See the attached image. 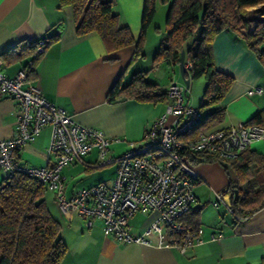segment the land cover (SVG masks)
Here are the masks:
<instances>
[{
	"label": "crops",
	"instance_id": "obj_1",
	"mask_svg": "<svg viewBox=\"0 0 264 264\" xmlns=\"http://www.w3.org/2000/svg\"><path fill=\"white\" fill-rule=\"evenodd\" d=\"M112 1V11L117 14L120 25L128 26L137 40L144 0ZM164 5L168 4L156 3L154 19L146 33L144 55L134 56L135 43L109 51L96 33L78 35L71 6H60L59 0H0V68L7 77H14L33 56L34 50H29L27 43L51 35V31L58 28L60 33L51 38L35 64L34 83L47 100L63 108L75 120L103 130L110 138V155L118 156L130 142L141 141L144 131L163 114L167 99L109 101L110 88L120 78L126 83L133 73L142 70L148 71L146 78L161 88L171 80L184 84L179 65L153 63L165 34L168 6ZM154 27L159 28L158 33ZM212 48L216 68L235 80L217 105L223 110L221 120L202 131L246 122L264 110V91L247 93L253 86L264 88V65L230 31L218 33ZM195 84L199 91L196 103L191 106L199 107L206 81L203 77L190 80V86ZM186 100L190 102V92ZM17 109L15 100L0 95L1 139L13 135ZM202 111L205 115L206 109ZM50 136L51 128L45 126L33 141L16 151V161L22 165H44ZM249 149L264 155V139L254 140ZM96 157V151H92L83 157V162L63 168L66 196L80 188L111 181L115 164H111L110 175L101 180L102 171L97 169L102 166L93 165ZM53 160L51 156L50 161ZM192 165L199 175L193 188L197 202L184 221L203 228L205 242L202 245L182 254L176 248L156 245L155 238L152 244L117 243L104 236L100 220L86 221L74 211H60L53 193L47 190L46 202L61 224V239L67 247L61 264H264V206L236 221L224 207L210 208L207 204H213L216 194L226 188L228 177L218 162H192ZM4 178L5 173L0 170V182ZM155 217L156 213L149 216L136 213L129 222L130 232L141 234L143 227ZM212 233L218 235L214 240H210Z\"/></svg>",
	"mask_w": 264,
	"mask_h": 264
},
{
	"label": "built area",
	"instance_id": "obj_2",
	"mask_svg": "<svg viewBox=\"0 0 264 264\" xmlns=\"http://www.w3.org/2000/svg\"><path fill=\"white\" fill-rule=\"evenodd\" d=\"M52 32L59 34L60 30ZM48 45L47 37L38 38L32 58L14 77H7L0 68V95L18 104L13 135L0 138V170L5 178L19 173L35 178L53 193L60 211H74L86 221L100 220L104 236L117 243L152 244L155 238L156 245L176 248L182 254L202 245L203 228L184 221L197 202L193 188L199 179L188 155L201 152L216 158H235L254 140L264 139V126L242 122L202 131L196 138H185L201 124L204 113L187 102L189 87L171 80L162 89L167 98L163 114L144 131L140 142H130L124 152L112 156L110 138L103 130L75 120L47 100L34 83L30 75ZM184 67L190 79L191 63L185 61ZM262 91L261 86H253L247 93ZM45 126L51 128L47 162L42 166L18 163L16 151L33 141ZM92 151L97 153L94 166L115 164L114 177L110 182L101 181L66 196L63 168L83 162V157ZM213 204L216 208L223 206L237 220L244 219L235 214L225 190L216 194ZM136 213L145 216L156 213L139 235L130 232L129 222ZM217 236L212 233L210 240Z\"/></svg>",
	"mask_w": 264,
	"mask_h": 264
},
{
	"label": "trees",
	"instance_id": "obj_3",
	"mask_svg": "<svg viewBox=\"0 0 264 264\" xmlns=\"http://www.w3.org/2000/svg\"><path fill=\"white\" fill-rule=\"evenodd\" d=\"M157 2L168 4V11L165 34L153 63L178 65L180 52L184 50V62L191 63L190 80L203 77L206 81L198 107L206 109L203 122L185 135L196 138L204 127L221 120L223 110L217 105L235 80L216 68L212 48L216 35L232 32L264 65V0H144L137 40L128 26L120 25L112 11V0H59V5L71 6L78 35L96 33L109 51L135 43L134 56H143ZM158 29L154 27L155 31ZM57 35L51 31L45 37L50 43ZM35 42L27 43L29 50H34ZM147 73L146 70L135 72L126 83L120 78L108 91V100L165 101L163 88L149 81ZM245 123L264 126V110ZM188 156L193 163L218 161L223 167L228 177L224 190L237 216L248 217L264 206V155L247 148L232 159L201 152ZM235 191L237 199H234ZM46 193L45 186L21 173L0 182V264L62 263L67 247L61 239V224L46 202Z\"/></svg>",
	"mask_w": 264,
	"mask_h": 264
},
{
	"label": "rangeland",
	"instance_id": "obj_4",
	"mask_svg": "<svg viewBox=\"0 0 264 264\" xmlns=\"http://www.w3.org/2000/svg\"><path fill=\"white\" fill-rule=\"evenodd\" d=\"M164 6H168V5H164ZM158 33V31H156ZM199 88H200V85H199ZM191 91H192V95H191ZM198 85H194V86H190L189 88V92H190V102H189V105L193 104V103H196V98L195 96L197 97L198 95ZM194 93V94H193ZM215 162H218V161H215ZM99 171H102L100 174L102 175V178H100L101 180L104 179L106 176L110 175V173L113 171V167L111 165H106V166H102L100 169H97ZM210 206V208L212 209H217L213 206V204H207ZM220 207H223V206H220Z\"/></svg>",
	"mask_w": 264,
	"mask_h": 264
},
{
	"label": "water",
	"instance_id": "obj_5",
	"mask_svg": "<svg viewBox=\"0 0 264 264\" xmlns=\"http://www.w3.org/2000/svg\"><path fill=\"white\" fill-rule=\"evenodd\" d=\"M184 59H185V51L184 50H181L180 52V57H179V72H180V76H181V79L185 85L186 88L190 87V79H188L186 77V69L184 67ZM237 196H238V192L235 191V194H234V199H237Z\"/></svg>",
	"mask_w": 264,
	"mask_h": 264
}]
</instances>
